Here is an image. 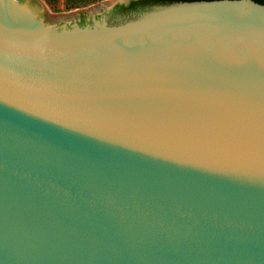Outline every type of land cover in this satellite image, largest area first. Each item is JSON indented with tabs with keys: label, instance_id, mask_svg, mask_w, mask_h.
<instances>
[{
	"label": "water",
	"instance_id": "water-1",
	"mask_svg": "<svg viewBox=\"0 0 264 264\" xmlns=\"http://www.w3.org/2000/svg\"><path fill=\"white\" fill-rule=\"evenodd\" d=\"M0 0V264H264V5Z\"/></svg>",
	"mask_w": 264,
	"mask_h": 264
},
{
	"label": "flooded vegetation",
	"instance_id": "flooded-vegetation-1",
	"mask_svg": "<svg viewBox=\"0 0 264 264\" xmlns=\"http://www.w3.org/2000/svg\"><path fill=\"white\" fill-rule=\"evenodd\" d=\"M156 2H146V3H135L133 0H129L125 3H118L112 9L105 10L102 13L96 14L95 16H81L77 21L79 25L91 24L93 19H99L105 16L110 22L117 21L127 15L134 14L138 9L150 8Z\"/></svg>",
	"mask_w": 264,
	"mask_h": 264
},
{
	"label": "trees",
	"instance_id": "trees-1",
	"mask_svg": "<svg viewBox=\"0 0 264 264\" xmlns=\"http://www.w3.org/2000/svg\"><path fill=\"white\" fill-rule=\"evenodd\" d=\"M46 2H50L52 3L54 0H45ZM100 0H66V7L68 9H75V8H79L82 6H87L90 4H93L95 2H98ZM156 2L155 4H153L150 8H145V9H138L137 12H135L134 14H139V13H143L146 12L148 10H150L153 7L156 6H164V5H171V4H175V3H184V2H201V1H215V0H133V2L135 3H146V2ZM258 4L264 5V0H253ZM25 2V0H21V3ZM30 6L33 7L32 9L36 8L35 7V1H30Z\"/></svg>",
	"mask_w": 264,
	"mask_h": 264
},
{
	"label": "rangeland",
	"instance_id": "rangeland-1",
	"mask_svg": "<svg viewBox=\"0 0 264 264\" xmlns=\"http://www.w3.org/2000/svg\"><path fill=\"white\" fill-rule=\"evenodd\" d=\"M39 1L44 5V7L46 8V10L48 11L50 15H63V14H68V13H72V12H76L80 10H85V9H88L90 7L99 5L101 3H104L110 0H100L93 4L82 6V7L75 8V9H68L66 7V0H54L52 3L50 2L48 3L45 0H39Z\"/></svg>",
	"mask_w": 264,
	"mask_h": 264
}]
</instances>
